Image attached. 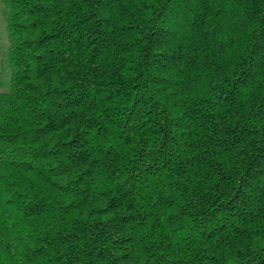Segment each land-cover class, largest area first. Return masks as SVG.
I'll return each mask as SVG.
<instances>
[{"label":"trees","instance_id":"trees-1","mask_svg":"<svg viewBox=\"0 0 264 264\" xmlns=\"http://www.w3.org/2000/svg\"><path fill=\"white\" fill-rule=\"evenodd\" d=\"M0 264H264V0H1Z\"/></svg>","mask_w":264,"mask_h":264},{"label":"rangeland","instance_id":"rangeland-1","mask_svg":"<svg viewBox=\"0 0 264 264\" xmlns=\"http://www.w3.org/2000/svg\"><path fill=\"white\" fill-rule=\"evenodd\" d=\"M8 28L4 5L0 0V92H6L10 81L8 56Z\"/></svg>","mask_w":264,"mask_h":264}]
</instances>
